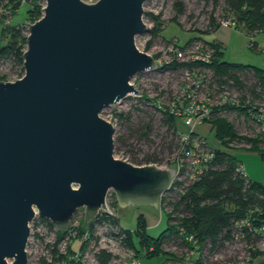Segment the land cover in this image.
<instances>
[{
  "label": "water",
  "instance_id": "water-1",
  "mask_svg": "<svg viewBox=\"0 0 264 264\" xmlns=\"http://www.w3.org/2000/svg\"><path fill=\"white\" fill-rule=\"evenodd\" d=\"M44 1L27 26L24 75L0 79V264H27L36 211L65 232L81 208L95 222L110 190L120 207L158 209L177 175L116 158L114 126L100 116L139 94L137 74L159 69L135 42L147 0Z\"/></svg>",
  "mask_w": 264,
  "mask_h": 264
},
{
  "label": "rangeland",
  "instance_id": "rangeland-1",
  "mask_svg": "<svg viewBox=\"0 0 264 264\" xmlns=\"http://www.w3.org/2000/svg\"><path fill=\"white\" fill-rule=\"evenodd\" d=\"M83 1L95 3L98 0ZM176 1L183 5L184 11L180 14L175 6ZM39 5L44 7L45 1L43 0ZM30 8L29 2L23 0L20 7L14 10L15 14L13 16L12 11L0 13V48L8 42V38L2 37L5 28L21 25L28 34V24L34 23L27 13ZM145 13H153L155 16H159V20L163 22L161 31L156 36L149 32L154 26V21ZM212 17L214 19L213 28H216L217 31L206 35L204 34L205 32L212 30ZM224 18L233 19L225 0H219L218 3H214L213 0H147L144 4L143 17L147 31L136 37V46L140 51L151 56L159 53V57H161L162 55L166 56V51L172 43L185 44L191 38L199 36L208 41L220 43L221 51L223 52L222 61L251 65L264 70V53L260 51L264 47V33L248 36L244 30L236 26L231 28L219 27L220 21ZM252 39L259 45L257 50L249 46ZM148 43L150 44L149 47ZM0 64V77H6L3 81L12 82L23 76V67L13 59L3 60ZM243 73L245 72H238L237 74ZM241 79L245 87L243 89L237 88L235 93L238 96L242 95L244 98H241L240 101H243L248 94L245 90L248 87H252L254 82L252 79H247V77H242ZM219 82L212 70L202 67L192 70L169 69L164 72L158 69L137 74L131 83L139 91V94H131L120 102L107 106L100 114L106 120H109L112 116V122L115 123L113 136L115 157L124 160L127 153L140 156L148 155L153 157L154 161H157L159 165H170L177 160L181 157L183 146L186 145L187 134L192 128L184 125V115L181 110L187 105V107L194 109H196L198 104H204L209 106V108L212 107L211 105L214 106L219 101ZM252 98L254 105L256 103L264 107V97L259 99L253 96ZM164 110H170L180 119L176 125L178 131L176 134L163 123L166 118ZM196 112L198 114L199 111L197 110ZM230 121L232 122V120ZM256 121L257 118L256 120H251V126L248 127V130H243V132H246V136H256L258 133ZM195 127L197 132L200 131L206 136L212 146L218 144L208 126ZM196 140V138L191 139V142L193 143ZM233 146L237 150H232V152L242 163L249 179L264 184V164L260 155L249 150L250 147L243 145V147L238 148L237 145ZM184 159L186 162L192 161L191 156H185ZM169 196L167 195V197ZM116 208L120 217L119 224L124 231H134L140 215L145 216L147 221L146 233L151 237L157 238L168 227L167 216L164 212L169 213L170 208L162 205L161 201L158 209L152 206L134 205ZM83 218L84 208H81L73 217L69 227L71 224L73 227L79 226ZM29 226L30 237L26 247L27 264H67L64 261L55 262L52 258V249L56 242L55 232L50 230L46 223L38 219L33 220ZM70 231L72 233L76 232V235L70 238L66 237L59 242L57 247L60 253H66L68 244H71L75 254L71 255L69 260L75 259L76 264H99L97 255L102 249L113 256H120L118 253L124 243L120 245L117 242V236L109 224L103 222L95 224L93 232L88 234L90 236H87L89 242L83 252H79L82 239L77 236L76 230L71 229ZM136 243L138 244V241ZM169 247L168 244L160 246L162 251L171 253L178 258V260L174 261H188L184 257H178L174 252L175 250ZM229 250V253L227 252L226 255L223 253L219 257L220 264L247 262L251 259L252 251L259 250L264 253V237L257 238L253 236L249 240L241 238ZM229 257L232 258L228 261ZM120 258L122 259L121 263L118 259L113 258L111 264L127 263L124 257L120 256ZM141 260L143 264H166L168 262L165 263L163 256L147 257L143 255Z\"/></svg>",
  "mask_w": 264,
  "mask_h": 264
},
{
  "label": "trees",
  "instance_id": "trees-1",
  "mask_svg": "<svg viewBox=\"0 0 264 264\" xmlns=\"http://www.w3.org/2000/svg\"><path fill=\"white\" fill-rule=\"evenodd\" d=\"M22 1L23 0H0V13L12 11L13 16L15 14L14 10L20 7ZM25 1L29 2L31 6L27 12L29 18L32 22H36L43 15V6L39 5L43 0ZM213 1L214 3H218L219 0ZM225 2L233 16L236 27L244 30L248 36L264 33V0H225ZM175 6L179 14L184 11L183 5L180 2L176 1ZM146 14L147 13H145V15ZM147 15L154 21V26L149 32H151L153 36H156L161 31L163 22L159 20V16H155L153 13H148ZM211 26L213 31L211 30L204 34L209 35L217 31L216 28H213V17L211 18ZM27 35L26 29L21 25L5 28L2 37L8 38V42L5 46L0 48V59H13L23 67V54L27 49ZM198 39L203 40L214 48L215 52L211 63L173 62L160 67L161 72L169 69L192 70L197 67H204L212 70L214 76L219 81L222 78L233 80L234 86L238 89H243L245 87L241 78L247 77V79H252L254 82L252 87H248L247 90L252 96L259 98L260 95L257 94L256 88L260 86L262 91H264V70L251 65L222 61L221 56L223 52L221 51L220 43L208 41L199 36L191 38L185 44L178 43L176 45L180 48H184ZM149 46L150 44L148 43V47ZM159 56L160 54L158 53L153 57L158 59ZM24 72V68H22V75H24ZM238 72L245 73L239 75L237 74ZM0 79L5 80L6 77L3 76L0 77ZM220 109L236 111L239 115L245 116L252 121L256 120V118H253L251 113L255 115L258 112V107H246L243 101H241L239 106L224 105L221 107H211V118L205 120L204 126L210 128L218 144L213 146V157L206 172L201 175L200 179L185 186L182 192L174 194L173 197L169 195V197H167V195L162 197L161 204L166 207L170 206L173 210L172 213L164 212L168 221L167 229L157 238L149 236L146 233V218L144 215H140L137 219L136 229L134 231H124L126 235V239L123 241L124 245L127 246V248L133 249L140 259L145 255L147 257L163 256L165 258V263L167 261L178 260V258L171 253L162 251L160 246L164 243L169 244L172 241L175 242L181 239L177 234L179 226L184 228L186 235L193 236L194 240L199 243L200 249H206L208 252L206 262L197 261L195 264H218L215 261H211L210 256L227 250L225 242L235 244L241 238L249 240L253 236L257 238L264 237L262 234L255 232V229L264 225V184L252 181L249 179L248 175L244 177L238 173L237 169L242 163L235 156L234 152H232V150H237V148L232 146V143H246L250 145L249 150L257 152L260 155L261 161L264 164V132L262 134L257 133L255 137L246 135L240 136L233 123L226 118L217 116ZM164 112L166 118L163 123L176 134L178 132L176 125L180 119L170 110H164ZM191 147L192 146L189 145L188 150ZM126 158L130 163L137 166L150 164L159 165L157 161H154L153 157L148 155L140 156L127 153ZM176 163L177 160L173 161L170 166L175 168L177 167ZM114 199L115 205L119 207L115 196ZM77 212L78 210L75 212V215ZM174 213L177 215L175 218L172 217ZM104 219L105 217L98 216L95 222L85 224L83 218L79 226H71L67 231L59 232L49 220L39 218L40 221L48 225L50 230L55 232L56 242L52 249L53 260L55 262L64 261L67 264H76L77 262L75 259L69 260V257L75 254L71 244H68L66 253H60L57 247L59 242L68 235L70 229L76 230L77 236L82 239L79 252L85 251L89 239L83 240V238L87 234L93 232L97 222H102ZM174 220L177 221L176 224L172 223ZM241 221L250 222L249 224L253 231H250V227L247 225L240 228L237 227L236 224ZM136 241H138V244ZM153 246L154 250L151 251L150 248ZM251 254L252 256L249 261H241L239 264H252L256 257L264 253L259 250H254ZM97 256L99 264H111L113 259V255L104 249L100 250Z\"/></svg>",
  "mask_w": 264,
  "mask_h": 264
},
{
  "label": "built area",
  "instance_id": "built-area-1",
  "mask_svg": "<svg viewBox=\"0 0 264 264\" xmlns=\"http://www.w3.org/2000/svg\"><path fill=\"white\" fill-rule=\"evenodd\" d=\"M5 12H10V11H4ZM232 26H236L235 21L230 18H224L223 20L220 21L219 27H224V28H231ZM249 46L253 49H258L259 45L252 39L249 43ZM262 53H264V47L260 49ZM214 48L211 47L208 43L204 42L203 40H194L191 44L184 48H180L176 45V43H172L169 45L168 50L166 51V56L162 55L158 59H155L158 64H159V69L160 67L171 64L173 62H201L204 64L211 63L214 57ZM4 59H0V63ZM1 65V64H0ZM204 68V67H203ZM189 70V69H186ZM237 88L234 86V81L233 80H228L226 78H222L219 82V87H218V93H219V101L218 103H215L214 106L211 105L212 107L216 106H224V105H231V106H239L241 103V98H244L242 95H239L235 93V90ZM248 94L246 95L245 100L243 99L244 106H248L249 108L252 106L258 107V112L254 115L251 113L253 118H257L256 126L258 128V134H262L264 132V107L263 105H258L255 103L253 104L252 101V94L248 91ZM257 94H259V99L264 97V91H262V88L258 86L256 88ZM188 106V105H187ZM185 107L181 111H183L184 115V125L186 126H191L192 128L190 129L189 133L187 134V141L186 145L183 146V152L181 154V157L177 159V163L175 169L177 171V175L169 189L163 196L170 195L173 197L174 194H177L179 192H182L185 186L193 183L195 180L200 179L201 175H203L207 168L208 165L213 157L214 154V149L213 146L208 142L207 138L205 135L202 133L197 132V129L195 126L202 127L205 123V120L211 118L210 114V109L209 106L206 105H197L196 109L192 107ZM199 111L198 114H196V111ZM217 116L222 117V116H228L230 120H232L231 123H233L239 133L240 136H245L246 132H243V130H248V127L251 126L250 122L251 119L246 118L245 116L239 115L236 111H228V110H222L220 109L217 113ZM103 118V117H102ZM105 119V118H104ZM106 120V119H105ZM110 123L115 126V123L112 122V116L109 118ZM251 129V128H249ZM193 133H197V136L195 137ZM193 134V136H192ZM190 138V139H189ZM196 138L197 140L195 142H191V139ZM192 146L189 150L188 147ZM233 145H237V147H250V145L246 143H241L238 144V142L232 143ZM185 156H191L192 161L186 162L184 157ZM125 161H128L127 158L124 159ZM129 162V161H128ZM150 165H155L157 167L161 168H169L172 167L168 164L166 165H158V164H150ZM237 172L243 175L244 177L247 176L245 173V170L243 168V165H241L238 169ZM114 192L110 190L107 194L106 197V204L104 211L99 214V216L105 217V219L102 221L103 223L109 224L110 228L114 230V234L117 236L116 240L117 242L121 245L123 244V241L126 239V235L124 230L121 228L119 224V212L118 209L116 208L117 206L115 205V199H114ZM162 196V197H163ZM162 199V198H161ZM167 208H170L167 207ZM166 210V209H165ZM172 208H170L169 213H172ZM177 215L174 213L172 214V217L175 218ZM39 216L36 211V216L33 220L38 219ZM172 223L176 224L177 221L174 220ZM250 222L248 221H241L236 224L237 227H243V226H248L250 227L249 230L253 231L251 228ZM72 226V224H71ZM70 226V227H71ZM69 227V228H70ZM71 230V229H70ZM256 233L262 234L264 236V225L261 227L255 229ZM178 236H180L181 239L177 241H172L168 245L170 246V249H174L176 255L180 258L184 257V259L188 261H193L194 263L197 261H203L206 262V258L208 256V252L206 249H200L199 243L194 240L193 236H188L185 233V230L182 226L178 227ZM75 233H72L71 231L68 233V238L71 236H75ZM86 235L83 240L89 239L87 238ZM65 237V238H66ZM64 238V239H65ZM236 238V237H235ZM63 239V240H64ZM183 241V242H181ZM184 243V244H183ZM167 244V243H164ZM225 246L227 247V250H225L222 253H216L213 256H210L211 261H215L218 264L219 262V257L227 252H230V248L233 246V243L230 244V242H225ZM151 251H153V247L150 248ZM121 252V253H120ZM135 251L131 248H127L124 245L121 246L119 255L121 257L125 258V261L127 260L126 264H143L142 260L134 253ZM224 255V256H225ZM120 256L114 255L113 258L118 259L119 262L121 263V258ZM232 257H229L231 259Z\"/></svg>",
  "mask_w": 264,
  "mask_h": 264
},
{
  "label": "bare ground",
  "instance_id": "bare-ground-1",
  "mask_svg": "<svg viewBox=\"0 0 264 264\" xmlns=\"http://www.w3.org/2000/svg\"><path fill=\"white\" fill-rule=\"evenodd\" d=\"M222 118H226L228 120V116H222ZM193 134L195 137L197 136V133H193Z\"/></svg>",
  "mask_w": 264,
  "mask_h": 264
}]
</instances>
